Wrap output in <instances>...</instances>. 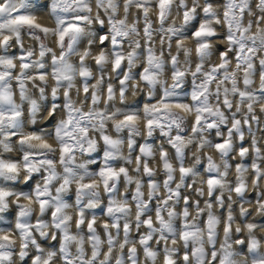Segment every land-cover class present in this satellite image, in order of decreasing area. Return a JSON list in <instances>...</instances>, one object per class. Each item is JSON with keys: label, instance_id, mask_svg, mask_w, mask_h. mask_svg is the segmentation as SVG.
Segmentation results:
<instances>
[{"label": "clouds", "instance_id": "obj_1", "mask_svg": "<svg viewBox=\"0 0 264 264\" xmlns=\"http://www.w3.org/2000/svg\"><path fill=\"white\" fill-rule=\"evenodd\" d=\"M0 264H264V0H0Z\"/></svg>", "mask_w": 264, "mask_h": 264}, {"label": "snow or ice", "instance_id": "obj_2", "mask_svg": "<svg viewBox=\"0 0 264 264\" xmlns=\"http://www.w3.org/2000/svg\"><path fill=\"white\" fill-rule=\"evenodd\" d=\"M21 19H24V20H25V22H29V23H30V21H27V19H26V18H21ZM197 35H199V33H197ZM218 147H223V145H222V144H220V145H218Z\"/></svg>", "mask_w": 264, "mask_h": 264}]
</instances>
